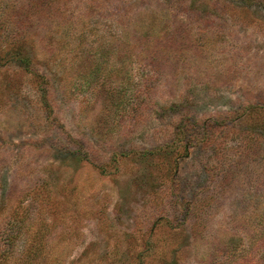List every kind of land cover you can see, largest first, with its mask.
Segmentation results:
<instances>
[{
    "label": "rangeland",
    "instance_id": "rangeland-1",
    "mask_svg": "<svg viewBox=\"0 0 264 264\" xmlns=\"http://www.w3.org/2000/svg\"><path fill=\"white\" fill-rule=\"evenodd\" d=\"M0 264H264V0H0Z\"/></svg>",
    "mask_w": 264,
    "mask_h": 264
},
{
    "label": "trees",
    "instance_id": "trees-1",
    "mask_svg": "<svg viewBox=\"0 0 264 264\" xmlns=\"http://www.w3.org/2000/svg\"><path fill=\"white\" fill-rule=\"evenodd\" d=\"M13 35V34H12ZM11 35V36H12ZM14 41H15V38L13 37L12 38ZM14 51L13 52H16V53H14V54H10V52H8L7 54H9V56H11V58H13L14 56L15 57H18L19 55H18V51H16L17 49H13Z\"/></svg>",
    "mask_w": 264,
    "mask_h": 264
}]
</instances>
